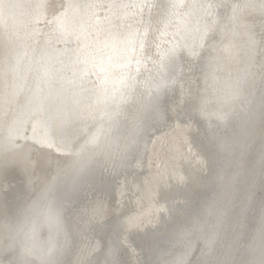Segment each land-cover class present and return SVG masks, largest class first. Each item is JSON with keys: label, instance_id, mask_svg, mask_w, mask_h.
<instances>
[{"label": "snow or ice", "instance_id": "obj_1", "mask_svg": "<svg viewBox=\"0 0 264 264\" xmlns=\"http://www.w3.org/2000/svg\"><path fill=\"white\" fill-rule=\"evenodd\" d=\"M193 124L142 232L109 182ZM0 264H264V0H0Z\"/></svg>", "mask_w": 264, "mask_h": 264}, {"label": "bare ground", "instance_id": "obj_2", "mask_svg": "<svg viewBox=\"0 0 264 264\" xmlns=\"http://www.w3.org/2000/svg\"><path fill=\"white\" fill-rule=\"evenodd\" d=\"M210 109L215 106L214 96L211 91L208 93ZM151 142L147 151L142 150V158L145 161L143 168L128 169L123 171L115 180L109 182L108 192L110 198L120 203L121 211H129L139 214L145 221L146 229H155L160 225L159 186L146 183V178L155 175L163 165L175 163L183 171L187 169L193 176L199 175L198 165L202 159L197 154V149L192 147L194 137L199 135V126H193L186 130H179L174 126H159V130H153ZM191 147V154L189 148ZM54 173L48 176L51 180ZM165 182L167 177L164 178ZM197 187V186H193ZM82 195L92 198L91 191H85ZM99 196L100 192H96ZM162 203V202H161ZM167 217V212L164 213ZM42 237L47 239L48 231L45 229Z\"/></svg>", "mask_w": 264, "mask_h": 264}]
</instances>
